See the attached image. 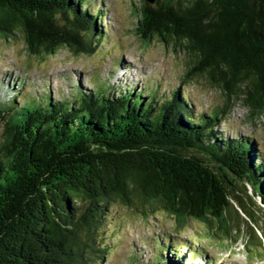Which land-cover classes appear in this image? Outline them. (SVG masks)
<instances>
[{
	"label": "trees",
	"instance_id": "trees-1",
	"mask_svg": "<svg viewBox=\"0 0 264 264\" xmlns=\"http://www.w3.org/2000/svg\"><path fill=\"white\" fill-rule=\"evenodd\" d=\"M91 5L0 0V37L22 36L40 58L63 48L90 55L104 41V15ZM133 13L145 44L181 50L186 78L222 91L225 117L240 95L250 118L264 113V0H142ZM146 91L78 86L70 101L0 102V264H102L114 203L145 218L166 213L178 230L189 219L216 222L229 238L234 215L244 216L250 246L261 241L264 156L254 138L224 135L220 107L194 114L180 88L161 100ZM155 246L151 264H192L197 255L170 241Z\"/></svg>",
	"mask_w": 264,
	"mask_h": 264
},
{
	"label": "rangeland",
	"instance_id": "rangeland-1",
	"mask_svg": "<svg viewBox=\"0 0 264 264\" xmlns=\"http://www.w3.org/2000/svg\"><path fill=\"white\" fill-rule=\"evenodd\" d=\"M141 1L91 0L93 12L101 10L104 15L100 24L104 41L90 55L74 56L63 48L54 56L40 58L28 54L22 36L11 40L0 37V102L12 103L15 99L21 106L37 105L43 98L70 101L78 86L100 91L107 87L128 88L144 95L150 86L157 93L156 99L161 100L180 88L191 102L194 114L210 115L220 107L218 120L223 119L219 126L222 133L254 138L264 156V113L250 118V110L243 105L240 95L231 110H226L229 114L225 117L222 91L210 86L204 77L186 78L188 57L184 52H175L171 46L165 48L156 39L145 44L136 35L133 9ZM148 215L145 218L135 208L112 204L100 237L109 251L102 264H151L157 256L155 244L159 240L170 241L184 255L197 254L192 264H203V258H208L209 264H264V207L257 225L261 241L251 246L247 238L250 221L243 215L242 219L234 215L230 238L219 228L216 231V222L208 229L203 223L189 219L178 230L170 215L160 211Z\"/></svg>",
	"mask_w": 264,
	"mask_h": 264
},
{
	"label": "water",
	"instance_id": "water-1",
	"mask_svg": "<svg viewBox=\"0 0 264 264\" xmlns=\"http://www.w3.org/2000/svg\"><path fill=\"white\" fill-rule=\"evenodd\" d=\"M143 1L152 4L155 0H143Z\"/></svg>",
	"mask_w": 264,
	"mask_h": 264
}]
</instances>
